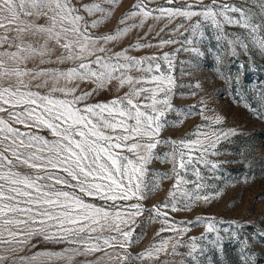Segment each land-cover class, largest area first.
Segmentation results:
<instances>
[{
	"label": "snow or ice",
	"instance_id": "1",
	"mask_svg": "<svg viewBox=\"0 0 264 264\" xmlns=\"http://www.w3.org/2000/svg\"><path fill=\"white\" fill-rule=\"evenodd\" d=\"M119 2L0 0V264H128L184 255L181 246L196 261L207 251L200 241L222 250L216 226L222 221L198 216L187 222L206 228L186 242L188 229L177 226L166 210L190 211L200 201L211 202L201 194L208 184L200 165L218 169L220 162L207 158L209 150L218 155L220 141L237 133L198 126L195 139L164 138L170 123L184 122L169 121V113L192 114L173 105L178 85L162 68V63L174 67L172 57L131 54L154 47L146 40L152 25L144 37L119 51L113 48L149 19L164 21L163 32L181 18L191 23L171 32L184 28L202 39L211 28L231 55L237 48L248 54L250 45L264 55V0H165L167 7L133 0L113 30L97 34ZM176 42L160 39L155 47ZM184 43L192 45L193 39L186 36ZM183 50L200 54L196 47ZM113 83L122 94L91 100ZM221 122L220 117L213 121ZM160 145L169 146L163 159L172 167L155 178L149 165L161 158ZM164 178L173 181L167 199L145 209L141 202ZM145 211L161 224L157 236L174 232L180 239L162 238L132 257L137 220ZM41 241L64 247L41 249Z\"/></svg>",
	"mask_w": 264,
	"mask_h": 264
},
{
	"label": "rangeland",
	"instance_id": "2",
	"mask_svg": "<svg viewBox=\"0 0 264 264\" xmlns=\"http://www.w3.org/2000/svg\"><path fill=\"white\" fill-rule=\"evenodd\" d=\"M207 2L208 0H205V3ZM132 3L133 0H120L111 18L94 31L99 34L113 30L118 24V18ZM157 5L168 6L165 0H151L149 3V7ZM180 23L187 28L191 21L177 18L160 32L164 21L157 23L149 19L143 29L134 30L124 37L113 50L119 51L122 47L133 43L135 39L144 37L148 26L152 25L153 31L147 35L146 40L154 47L134 50L131 54L162 55L167 52L172 57L174 67L169 70L167 64L162 63V68L166 72H171L178 85L172 98L173 105L178 110L192 109V114L185 117L178 116L176 112L169 113L167 117L169 121L184 122L170 123L162 133L164 138L195 139L193 133L197 132L198 126L201 131L235 130L237 133L220 141L216 149L218 155H211L212 150H209L207 158L220 162L218 169L210 172L200 165L206 177L205 182L208 184L201 194L209 195L211 202L200 201L193 205L190 211L183 210L182 206H178L182 209L178 212L166 210L169 212V218L177 226L188 229L183 234V240L186 242L191 237L199 238L205 233L206 228L205 224L187 222L196 221L198 216L222 221L216 225L223 237L222 250H217L207 241H200L207 251L199 255L196 261L186 255L189 249L181 246L178 252L184 255L161 254L159 260H129L128 264H264V235H262L264 233V55L251 45L248 54H244L243 49L237 48V54L231 55L226 42H218L214 38L216 33L211 28L205 29V37L202 39L193 37L191 32H185L184 28L176 32L170 31ZM227 30L241 31L232 28ZM186 36L193 39L192 45L184 43ZM169 38L177 42L164 45L162 48L155 47L160 39ZM187 47L198 48L200 54L184 51L183 49ZM82 87L90 90L94 85H82ZM122 92L123 90L117 93L116 85L113 83L109 88L95 93L91 100L103 102ZM216 117L221 118L220 124L213 123ZM167 151H169L167 145H160L156 149L161 158L154 159L149 165L155 178L163 176L172 167L163 159V154ZM159 183V188L150 191L147 194L148 198L141 202L145 209L150 210L153 205L167 199L166 193L173 181L164 178ZM137 223L139 227L136 228L129 249L132 257L162 238L180 239L174 232H163L157 236L156 232L161 224L157 220H149V211H145L144 215L138 218ZM207 235L209 239H214L216 234ZM172 242L174 243L175 240ZM62 247L64 246L52 245L44 241L38 244V248L41 249L60 250Z\"/></svg>",
	"mask_w": 264,
	"mask_h": 264
}]
</instances>
